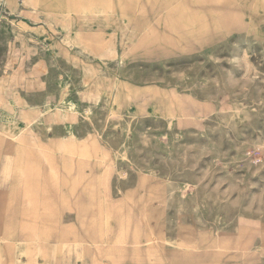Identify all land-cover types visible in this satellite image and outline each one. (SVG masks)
I'll use <instances>...</instances> for the list:
<instances>
[{
	"label": "rangeland",
	"instance_id": "rangeland-1",
	"mask_svg": "<svg viewBox=\"0 0 264 264\" xmlns=\"http://www.w3.org/2000/svg\"><path fill=\"white\" fill-rule=\"evenodd\" d=\"M3 1L0 264H264L263 0Z\"/></svg>",
	"mask_w": 264,
	"mask_h": 264
},
{
	"label": "crops",
	"instance_id": "crops-1",
	"mask_svg": "<svg viewBox=\"0 0 264 264\" xmlns=\"http://www.w3.org/2000/svg\"><path fill=\"white\" fill-rule=\"evenodd\" d=\"M3 2L5 4H10L12 2V0H4ZM24 3H26V2H24ZM263 3H264V0H263ZM27 5H29V4H27ZM29 6H31V5H29ZM31 7L34 10L37 9L39 13L43 14L45 17V21H47V22H51L52 21L51 19H59V16L57 14H53L51 17H49V15H46L47 14L46 10L44 11V10H41V9L36 8L34 6H31ZM60 19H61V23H63V25H64L65 17L63 15H61ZM63 29L69 31L68 38H66V39L67 40L69 39V43H71L70 46L75 47V50L77 51V53L80 56H87L89 53H91L92 59L96 60L97 56L95 55V53H93L90 50L88 45H85L81 42V40L79 38V33L74 26H67V27H64ZM208 29L209 28H207L203 25L200 26L199 29H197L193 25V28H183L182 26H180L179 28L178 27L175 28V31L179 35L180 38L177 37L179 39H182L183 37L181 38V36L184 35V37L189 38L190 40L194 39V40H197L198 42H201V40H203L206 42V40L210 39V35L208 34V32H206V30H208ZM203 30L205 31V34H204ZM219 30H224V29L219 28ZM122 36H127V33L123 32ZM111 52H114V48H112V47L108 49V53H111ZM101 56H102V54H101ZM118 60H121V59L118 58ZM18 169H20V168H18ZM22 178H23L22 190H23V188L26 189V193H24L22 190L19 189L17 196L15 193L16 199H14V201L12 203L13 214L15 215V217H16L15 221L17 222V230H18L17 237H18V239H22V238L26 237V234L24 232L25 230H27V232H28L27 238L35 236L34 222L36 221V201H35V198H36V187H35L36 176H35V173H33V170L30 166L24 168ZM19 179H21V178L18 177L17 182L19 181ZM21 191L23 192V194ZM167 253L173 254L174 252L173 251H167Z\"/></svg>",
	"mask_w": 264,
	"mask_h": 264
}]
</instances>
